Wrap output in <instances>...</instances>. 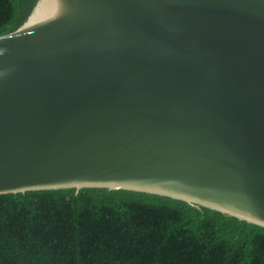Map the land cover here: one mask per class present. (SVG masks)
<instances>
[{
	"label": "water",
	"instance_id": "95a60500",
	"mask_svg": "<svg viewBox=\"0 0 264 264\" xmlns=\"http://www.w3.org/2000/svg\"><path fill=\"white\" fill-rule=\"evenodd\" d=\"M108 189L264 228V0H39L0 37V196Z\"/></svg>",
	"mask_w": 264,
	"mask_h": 264
},
{
	"label": "trees",
	"instance_id": "16d2710c",
	"mask_svg": "<svg viewBox=\"0 0 264 264\" xmlns=\"http://www.w3.org/2000/svg\"><path fill=\"white\" fill-rule=\"evenodd\" d=\"M39 0H0V37ZM0 264H264V228L167 197L108 189L0 196Z\"/></svg>",
	"mask_w": 264,
	"mask_h": 264
}]
</instances>
